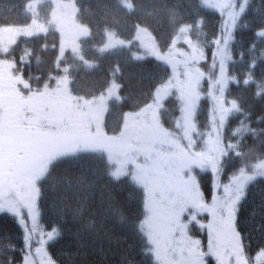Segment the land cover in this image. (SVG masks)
<instances>
[{
    "label": "trees",
    "instance_id": "trees-1",
    "mask_svg": "<svg viewBox=\"0 0 264 264\" xmlns=\"http://www.w3.org/2000/svg\"><path fill=\"white\" fill-rule=\"evenodd\" d=\"M70 1V0H66ZM78 7V20L88 29L80 40L79 57L68 52L62 65H67L70 92L83 98L105 95L119 84V96L109 100L105 119L106 131L118 135L123 130L128 112H138L148 106L156 90L172 76L171 67L160 59L142 57L139 27L148 29L164 52L175 43L181 28L201 20L193 28L191 38L205 52L198 67L206 77L219 75L212 69L211 41L224 33L225 17L202 4V0H71ZM242 2V0H241ZM49 27L45 34L21 37L7 58L14 59V73L21 75L33 91L45 85L53 89L62 69L57 64L59 34L51 24L53 0H0V26L28 25L35 17ZM264 26V0H249L246 13L237 22L234 39L229 40L228 74L239 83L230 82L225 102L235 99L243 109L245 123L255 130L244 133L240 144L242 157L230 153L223 159L219 176L197 171L198 182L207 202H211L214 185L228 183L239 167L249 169L264 160V38L254 35ZM139 32V33H138ZM113 39L126 40L124 45L109 43ZM255 44L254 50L250 45ZM255 62V68L249 65ZM251 81L245 85L246 78ZM22 89V85L20 86ZM207 78L201 85L196 124L202 136H194L197 147L212 129L214 101L207 96ZM24 90V89H22ZM27 92V90H26ZM219 95L218 89L216 92ZM178 94L169 97L161 109L160 117L166 128L172 129L179 116ZM238 118H231L221 130L224 144L236 143L232 132ZM117 168L103 152L78 151L59 158L50 166L47 178L40 183L38 197L39 228L45 232L58 230V237L47 245L55 264H155L148 254L144 238L138 232L143 218V195L129 178L116 181L110 173ZM222 195V187L217 191ZM199 219L206 223L207 215ZM237 230L241 233L246 250L253 256L264 248V178L258 177L246 190L237 215ZM190 235L199 239L206 250L207 230L192 223ZM22 230L7 214L0 215V264H23ZM34 236L33 249L37 246ZM15 246V251H11ZM208 264H215L208 259Z\"/></svg>",
    "mask_w": 264,
    "mask_h": 264
},
{
    "label": "snow or ice",
    "instance_id": "snow-or-ice-1",
    "mask_svg": "<svg viewBox=\"0 0 264 264\" xmlns=\"http://www.w3.org/2000/svg\"><path fill=\"white\" fill-rule=\"evenodd\" d=\"M202 4L216 10L222 18L225 13L227 16L224 33L211 41L216 49L212 69L217 68L218 58L219 75L206 77L197 67L205 52L193 41L191 33L202 21L181 28L176 42L182 39L190 51L176 49L168 54L165 62L171 67L173 78L156 90L153 101L146 106L152 111L145 113L143 125L133 130V135L138 134L136 144L110 175L116 181L130 177L131 183L141 190L143 218L137 230L155 264H208L209 258L215 264H264V248L253 256L246 250L236 227L247 188L258 177L264 178V160L250 169L247 164L239 167L228 183H216L210 203L197 176V171L219 176L225 157L230 153L242 157L240 144L244 133L256 135L245 123L243 109L237 101H230V106L225 102L229 83H239L235 76L228 74L226 62L232 59L229 40L234 39L237 22L246 13L249 0H202ZM20 35L0 29V215L12 217L22 230L23 264H55L47 245L59 233L55 228L46 232L39 228L37 200L41 194L40 183L47 178L52 163L72 154L67 151L69 127L63 115L42 107L53 90L45 85L42 90L33 91L21 75L14 74L15 60L7 56ZM254 35L264 38V26ZM254 48L255 44L250 45V49ZM255 66L253 62L249 68ZM206 78L207 96L214 101L212 129L203 140V147L198 148L194 136L203 134L198 132L195 121L201 85ZM250 82L253 81L249 74L243 83ZM173 94H178L179 116L169 129L162 123L160 111L164 101ZM231 118H238L232 132L238 140L224 144L221 130ZM221 187L222 195L217 194ZM203 215L210 217L207 223L199 219ZM192 223L207 230L206 250L199 239L190 235ZM37 235L39 239L33 252V237ZM10 250L15 251V246ZM8 264H12L11 258Z\"/></svg>",
    "mask_w": 264,
    "mask_h": 264
},
{
    "label": "rangeland",
    "instance_id": "rangeland-1",
    "mask_svg": "<svg viewBox=\"0 0 264 264\" xmlns=\"http://www.w3.org/2000/svg\"><path fill=\"white\" fill-rule=\"evenodd\" d=\"M53 3L54 9L51 12V24L59 34V56L57 64L62 69V73L58 76L59 80H57L55 87L52 89V94L42 107L65 117V121L69 127L67 133V139L69 141L67 146L68 152L100 151L108 156L115 166L119 167L127 159L137 142L138 134L133 135V130L143 125L145 113L151 112L152 109L146 107L138 112H128L123 130L118 133V135L107 134L105 119L109 108V100L112 97L119 96L118 89L120 86L116 84L109 89L105 95L96 98H83L73 95L70 92L68 76L65 74L68 66L62 65V62L68 55V52L79 57V42L83 37L87 36L89 32L87 27L78 20L79 12L75 2L71 0H53ZM32 10L35 17L28 25L0 26V29H3L5 32L10 31L13 34L20 33L21 35L18 41L21 37L45 34L49 30V27L38 19L35 6H32ZM224 17L226 21V13ZM138 29L140 31L138 39L141 41L142 50H144L143 53L138 55L142 57L150 56L165 62V60L169 58L168 54L175 52L176 49L190 51L188 46L184 44L181 39L178 43L175 41L172 47L164 52L160 49L157 40L154 39L152 33L148 29L145 27H139ZM126 43V40L113 39L109 43V46L114 47V45H124ZM179 71H183L182 65L179 67ZM171 78H173V74ZM23 91L27 94L26 90Z\"/></svg>",
    "mask_w": 264,
    "mask_h": 264
}]
</instances>
